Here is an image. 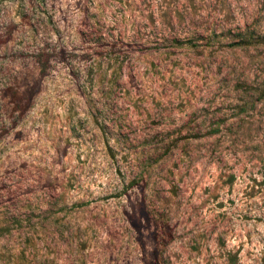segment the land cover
Returning a JSON list of instances; mask_svg holds the SVG:
<instances>
[{
    "label": "rangeland",
    "instance_id": "rangeland-1",
    "mask_svg": "<svg viewBox=\"0 0 264 264\" xmlns=\"http://www.w3.org/2000/svg\"><path fill=\"white\" fill-rule=\"evenodd\" d=\"M0 264H264V0H0Z\"/></svg>",
    "mask_w": 264,
    "mask_h": 264
}]
</instances>
